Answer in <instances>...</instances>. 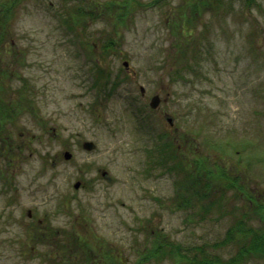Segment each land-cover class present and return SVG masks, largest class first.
I'll use <instances>...</instances> for the list:
<instances>
[{"label":"rangeland","instance_id":"rangeland-1","mask_svg":"<svg viewBox=\"0 0 264 264\" xmlns=\"http://www.w3.org/2000/svg\"><path fill=\"white\" fill-rule=\"evenodd\" d=\"M0 151V264H187L147 256L165 238L232 255L228 181L264 194V0H22L0 18ZM212 154L223 179L190 183Z\"/></svg>","mask_w":264,"mask_h":264},{"label":"trees","instance_id":"trees-1","mask_svg":"<svg viewBox=\"0 0 264 264\" xmlns=\"http://www.w3.org/2000/svg\"><path fill=\"white\" fill-rule=\"evenodd\" d=\"M21 1L22 0H0L1 24L5 23L11 9L18 5ZM98 73L100 74L101 72ZM224 142L225 145H227L228 142ZM162 145H164V142ZM169 146H172L171 153L173 155L176 147H173V143L171 142L169 143ZM212 147L216 149L215 144H213ZM163 157L166 158L165 155ZM160 160H162V157H160ZM214 160H216V158L212 154L210 160H207L208 163L206 165H201V168L203 169L201 172L197 175H194L193 173L191 174L192 178L189 179V182L194 184L197 183L198 185H208L211 183L212 178L216 180H221V178L223 179L222 176L224 175L222 172L221 174H216L208 173L205 170V168L212 164ZM178 163H180L179 156L176 157V164H174V166L177 167ZM235 178L240 181L232 186V181L227 180L229 186L228 188H233L234 196L243 202L241 207L243 206L244 209H241V211L235 215L233 221L227 227L223 238L213 243L215 247H222L226 244L234 245L236 249L232 255L225 257L220 255L218 252L208 251L203 246H197V248H195L196 252L191 254L189 257L186 253L182 252L180 247L176 244L173 246L169 245V242H167V239L165 238L163 240L155 239L157 243L154 242V251L152 250V252L146 253L147 256L151 253L159 254L162 248H164V253L166 255L173 256L176 261L186 259L185 261L187 264H242L243 261H248L250 258L262 259V264H264V194L263 200L258 202L257 199H254L253 192L244 190L243 185H245V183L243 182V175H235ZM218 182L219 181H217V183ZM237 194H239L240 197L237 196ZM251 204H254V206L257 205L256 208L252 207ZM246 205L250 206L247 210H245ZM251 218L256 219L258 224L248 222ZM146 254L143 257H145Z\"/></svg>","mask_w":264,"mask_h":264},{"label":"water","instance_id":"water-1","mask_svg":"<svg viewBox=\"0 0 264 264\" xmlns=\"http://www.w3.org/2000/svg\"><path fill=\"white\" fill-rule=\"evenodd\" d=\"M122 64L127 67L128 66V61L127 60H123L122 61ZM140 92L143 93L144 92V88L141 86L140 88ZM160 102V96L155 93L153 94L150 98H149V106L152 107V108H156L158 106ZM165 119L169 122V124L172 123V118L170 116H166ZM82 146L86 149H92L94 147V143L90 140H85L82 142ZM71 156V152L68 151V150H64L63 151V157L65 159H68L69 157ZM102 174H105V171L102 172ZM79 181L77 180L75 183H74V187H78L79 186Z\"/></svg>","mask_w":264,"mask_h":264},{"label":"flooded vegetation","instance_id":"flooded-vegetation-1","mask_svg":"<svg viewBox=\"0 0 264 264\" xmlns=\"http://www.w3.org/2000/svg\"><path fill=\"white\" fill-rule=\"evenodd\" d=\"M1 153V151H0ZM12 162V159L9 158V164ZM12 171H15V169H13ZM15 172H12V174H15ZM67 200L64 201V203H66ZM27 216L28 218L33 222L34 221V231L40 230V229H44L45 226H47V220H48V214L46 213H42L40 216H35L34 212L31 209L27 210ZM42 233V232H41Z\"/></svg>","mask_w":264,"mask_h":264}]
</instances>
